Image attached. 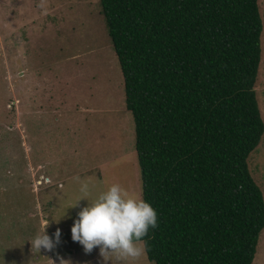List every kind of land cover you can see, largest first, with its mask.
Instances as JSON below:
<instances>
[{"label":"trees","instance_id":"16d2710c","mask_svg":"<svg viewBox=\"0 0 264 264\" xmlns=\"http://www.w3.org/2000/svg\"><path fill=\"white\" fill-rule=\"evenodd\" d=\"M124 78L156 264H253L264 195L259 0H100Z\"/></svg>","mask_w":264,"mask_h":264},{"label":"rangeland","instance_id":"374dc122","mask_svg":"<svg viewBox=\"0 0 264 264\" xmlns=\"http://www.w3.org/2000/svg\"><path fill=\"white\" fill-rule=\"evenodd\" d=\"M259 6L264 119V0ZM248 162L264 195V135ZM76 177L90 199L113 183L142 197L135 123L100 0H0V264H156L142 241L140 258L105 261L99 246L86 252L72 239L88 204L74 206ZM46 219L61 240L39 252L29 240ZM253 264H264V229Z\"/></svg>","mask_w":264,"mask_h":264},{"label":"clouds","instance_id":"9594fccd","mask_svg":"<svg viewBox=\"0 0 264 264\" xmlns=\"http://www.w3.org/2000/svg\"><path fill=\"white\" fill-rule=\"evenodd\" d=\"M74 179L79 184L81 193L74 206L83 198H87L88 204L79 211L72 225V239L79 242L86 252H91L94 247L99 246L100 254L105 261L110 260L108 255L110 253H115L117 259L140 258L144 248L139 242L148 236L150 230L159 226L157 209L142 197L130 193L119 183L111 184L107 190L90 199L89 183L81 181L79 177ZM61 218L58 221L53 218L52 220L58 223ZM42 223L43 230L38 231L29 240L32 249L39 252L42 248L53 249L61 240L59 228L52 236L48 234L50 219Z\"/></svg>","mask_w":264,"mask_h":264}]
</instances>
